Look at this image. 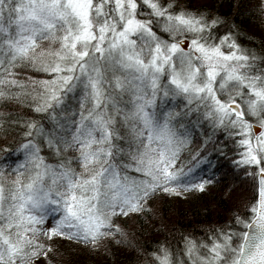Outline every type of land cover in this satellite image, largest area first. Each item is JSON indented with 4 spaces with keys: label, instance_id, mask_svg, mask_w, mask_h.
<instances>
[{
    "label": "snow or ice",
    "instance_id": "6c2138e0",
    "mask_svg": "<svg viewBox=\"0 0 264 264\" xmlns=\"http://www.w3.org/2000/svg\"><path fill=\"white\" fill-rule=\"evenodd\" d=\"M223 23L183 0H0V264H62L56 238L264 264V50ZM220 155L252 182L243 208L137 248L122 218L210 191Z\"/></svg>",
    "mask_w": 264,
    "mask_h": 264
},
{
    "label": "trees",
    "instance_id": "16d2710c",
    "mask_svg": "<svg viewBox=\"0 0 264 264\" xmlns=\"http://www.w3.org/2000/svg\"><path fill=\"white\" fill-rule=\"evenodd\" d=\"M256 3L257 0H183L184 6L190 4L220 17L224 22L217 26L221 34L231 31L242 47L260 52L264 50V14ZM10 144L15 146L14 141L10 140ZM216 159L227 175L219 184L212 185L210 191L192 192L183 197L161 193L152 201V215L122 218L121 224L133 234L137 248L151 250L158 241L176 246L189 233L203 237L209 226L227 220L237 206L243 208L252 195V182L243 172H233L230 156L220 155ZM55 243L60 253L57 260L62 264H138L140 259L133 249L115 243L99 250L64 238H56Z\"/></svg>",
    "mask_w": 264,
    "mask_h": 264
}]
</instances>
